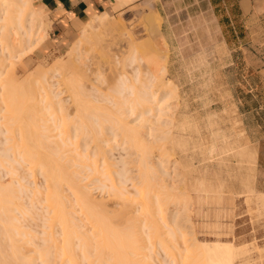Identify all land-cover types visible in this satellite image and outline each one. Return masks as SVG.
Segmentation results:
<instances>
[{
  "label": "rangeland",
  "instance_id": "374dc122",
  "mask_svg": "<svg viewBox=\"0 0 264 264\" xmlns=\"http://www.w3.org/2000/svg\"><path fill=\"white\" fill-rule=\"evenodd\" d=\"M199 3H202L201 0H141L122 11L111 14L114 17L113 19L121 20L123 25L126 24L124 26L129 27L134 32L135 38L140 42L139 44L143 45L145 43L144 47L146 49L148 48L147 45H149L150 34L146 16L152 11H155L159 15L162 21L160 30L163 40L159 39V37L156 40V45L159 43L158 40H161L162 44L160 43V45H164L165 48L158 45L159 48L161 47V51H158L159 48L157 51L160 57L163 56L161 60L164 63L166 62L168 67H171L169 71L172 72L168 71L166 75H160L158 81L160 80L159 83L163 84L164 79L170 80L177 88V91L179 90L178 93L181 96L179 98L180 102L183 101V106H187H185L187 112L180 113L182 120L184 118V120H188L189 122L187 127H185L187 130L184 132L186 149L185 151L178 150L175 156L172 157L181 161L180 164L182 165L179 167L183 169H179V176L171 170L172 178H175V181L172 182L173 184L182 186V181H184L187 184L186 186H188V191L186 190V186H182L185 187L187 192L183 195V200L181 199L182 203L180 204L184 210L181 211L180 209L178 212L173 210L174 207L170 203L171 200L169 199V202L168 197H166L168 196L166 189L157 187V190H153L150 194L153 207L151 210L154 214L155 212L159 213L155 217L158 216L161 220L163 213L165 218L170 221V223H167L166 226L168 227L166 228L164 225V227L161 225L164 228H162V234L164 233L163 238L166 239L170 248L163 249L164 247H160L161 245L156 243L155 240L148 239L150 233H145L151 230L150 228L146 229L148 226L143 221L144 219L146 220L147 214L145 212L147 210L143 206L145 205L143 203L145 201L141 194L142 185L140 182H142V179H139L140 169L134 163L137 156L129 149V144L123 142L122 135L112 137V142L108 146L105 145V149L108 152L107 156L110 159L108 164L98 162L96 165L93 160L94 151L90 152L92 146L91 148L89 146V149L85 150L86 152H84V149L83 151L81 150L84 148L82 147L79 148L78 153H82L83 155L85 153H92L93 155L90 154L92 158L87 160L84 157L85 155H81L79 158L84 162L80 160L81 163H79L81 165L74 164L76 167L74 171V168H72L74 165L72 164V170L70 169V171L73 172L72 174L75 171L81 173L78 174V177L80 176L78 178L79 185L83 186L90 193L91 198L93 197L104 205L106 204V208L110 211L115 209L125 210L127 207L130 210L127 215L128 217L130 216V221L133 223L138 218V221H135L138 224L137 226L141 225L138 229L145 225V228L142 227L145 232L142 228L140 230L136 229L140 233L137 236L139 238L142 237L141 243L144 247L141 250V255L137 257L141 258L140 260L146 258L144 260L145 263L148 261V264H174L177 256V261L179 262H176L178 264L181 262L180 260L186 258V256H190L189 253L191 251L193 254L199 245L203 246L202 244L205 243L209 245V242L215 244V241L219 243L226 242L225 244L229 245L233 243L234 248L239 251L236 264H264V19L256 26L257 32L254 33V38L249 34L248 38L241 45L243 49L239 50L240 45H235L234 41H229L230 45H227L219 24L215 21L213 15L209 13L208 9L203 7L202 4H200V7ZM114 26L117 27L113 24L105 30L107 34L106 38L110 41L118 34L117 28L115 29ZM52 27L51 21L46 23L47 38L37 47L35 45L36 40L31 39L24 40L26 43L23 41L22 44H18L19 48H16L17 50L14 49V52L8 50L7 53L5 49L3 52H6L3 53L0 50V56H3V54L7 56L12 52L11 55L9 54L11 56L9 59L11 58V60L7 58L5 60L4 58L5 62H3V66L2 64L0 66V106L3 104L9 106L3 100L5 94L2 93V91L5 92L3 85L6 84L10 77L15 76L16 73V83L19 87L17 90H20L19 93L23 94L22 96L25 95L26 97L24 98H27V100L22 101L18 97L15 105L20 109L25 108L23 110V112L25 111L24 114H34L33 108L37 104L43 107L45 103L44 108L46 109L47 104L48 107L54 102L51 105L55 104V108L58 107L57 101L59 99L51 97L53 95H51L49 90V87L52 86L54 91L60 93L64 88L63 85L61 86L62 78L57 75L62 71L55 67V63L68 59L72 48L82 38L84 28L82 27L83 29L81 28L75 33L67 34L68 38L59 39L53 36ZM2 39L5 40L1 38L0 44H5L6 41L3 42ZM90 43L84 40L81 44V47L84 44L83 47H79V49L85 50L89 49V47L91 48L94 43H91V46ZM29 45L31 46L29 47ZM156 45L154 46L155 51ZM3 46L5 45H1L0 48L3 49ZM95 49L97 51L100 50V52L95 53L97 54V58L93 54L90 56L89 60L92 61V56H95L96 59L93 58L92 62L87 60V63L89 62L88 66L92 68L97 66L96 68H98L100 66L99 62H101L104 65L103 72L105 75L108 77L112 73L113 76V70L120 68L123 63L115 59L111 62L106 51H103L99 46H96ZM79 52L74 55L77 56ZM94 61L98 62V64H95ZM6 74L9 75L6 76ZM116 79L110 76L109 81L105 82L103 87L109 89L107 91L114 97L113 99L117 98L116 100H120L121 98L117 97V93L115 94L116 91L111 90L117 89V83L119 82ZM44 87L47 93L49 92L50 94H46ZM105 88H103L104 91ZM33 93L36 97L33 96ZM21 94H18V96ZM48 97L50 101L47 99ZM60 97L63 99L65 94ZM123 98L121 101H123ZM17 100L21 102H17ZM98 104L103 105L102 103ZM8 106L0 107L2 116L6 114L7 110L9 111ZM54 106H51L53 109L49 107L51 112H49L50 110L48 111V108L43 111L46 114H53L54 117H51V120H48V124H46L49 126L50 135L53 137L52 140L58 144H62V142H65V137L67 138L65 136L67 135L66 132L70 128L64 123L60 124L64 121L65 113L64 111L61 112L60 109L54 110ZM114 108L116 109L117 107ZM39 110L40 114H43L41 107ZM136 117L134 115L130 116L128 120L134 122ZM47 119L50 118L47 117ZM52 119L54 120L52 121ZM139 121L140 119H136L132 124H136ZM55 123L57 124L56 126ZM8 136L9 133L4 134L0 131V139H5L4 142ZM155 137H158V134ZM155 137L154 139H156ZM7 144L9 143L5 142V146L9 147ZM153 146H157L159 149L161 144L153 142ZM157 147L154 150L156 154L153 161L155 163L159 162L160 156L164 153L162 150H157ZM74 148L69 147V150L73 151ZM72 151L68 152L67 155L70 158L78 157L76 156L77 153L75 154V151ZM168 156L169 154L164 156V159L168 158ZM67 159L69 158L67 157ZM23 163L21 162V165L16 164L19 165V170L15 177L19 179V177L24 176L20 179L21 184L23 183L22 185H24V188L27 187L28 191L31 188L33 189H31V195H28V197L31 196L33 198L34 196L32 195L35 194H39V197L35 195L34 198L36 199L33 198L34 200L31 202V197L28 198L26 196L29 199L27 201L26 197L23 198L22 196L23 201L20 200V202L22 201L23 204L20 203L21 208L15 214L18 219L16 223L20 224V227L23 226L19 230L20 236L18 235L17 237L19 239L21 237V240L24 239L22 241H28L26 249L33 251L28 253L33 255V264H42L39 250L47 244L46 240L49 238V233L51 232V229H48V227L52 211L47 203L48 200L46 201L47 195H49L46 188L48 183L46 184V178L40 169L37 168V171H33L35 167L32 169V166H29L27 163L24 165ZM122 170L123 174H125L124 176L120 175ZM6 173L5 169L0 166V181L8 186L12 176ZM21 186L19 191H21ZM27 190H24L25 195H27ZM122 193L124 194L121 195ZM63 194L67 197L71 196L70 199H73V193L69 185L64 187ZM153 195L155 196L153 197ZM156 195H159L157 196L159 199ZM186 195L187 197H185ZM185 200L189 204L184 203L186 202ZM33 202L34 205H32ZM70 202L68 201V204ZM183 204L186 206H183ZM188 207H191L192 210ZM78 208L73 201L68 210L74 214H79ZM18 212L22 215H19ZM31 212L35 215H32ZM23 213L27 216L26 218ZM174 216H178V220H182L183 225L179 224L180 230L175 231V240H171L173 238H171L172 236L168 232H173L174 230H170L173 228ZM130 221L128 223H120V228L131 231L127 225ZM57 223L54 228V234L60 243L62 239L61 227ZM146 223L148 224V221ZM133 224L135 225V223ZM177 253L179 256L183 255L181 258L185 257L181 259L176 255ZM2 259L4 260V257ZM2 259L0 262H2Z\"/></svg>",
  "mask_w": 264,
  "mask_h": 264
},
{
  "label": "bare ground",
  "instance_id": "6f19581e",
  "mask_svg": "<svg viewBox=\"0 0 264 264\" xmlns=\"http://www.w3.org/2000/svg\"><path fill=\"white\" fill-rule=\"evenodd\" d=\"M134 1L135 0H119L115 10L129 3L131 4V2ZM48 18L45 12L35 7L33 0H0V41L1 38L5 39H2L3 42L6 41L5 44H0V46L5 45L3 49L0 48V50L3 52L6 49L7 53L8 50L14 52V49L19 48L18 44H22L24 40L31 39L36 40V47L39 46L47 38L45 26L46 23L49 22ZM113 18L114 17L108 12L98 16L96 15L92 22L86 24L87 26L82 31V38L72 48L68 59L66 61L60 60L55 63V67L62 71L57 75L62 78L63 84L61 82V86L63 85L64 88L61 90L62 92L59 93L58 91H54L52 86L48 87L51 95H53L50 96L54 99H59L57 101L59 108H55V104L51 105L54 102L48 107L47 104L46 109L44 108L45 103L43 107L37 104V106L33 108L34 114H24L25 111L23 112V110H25V108L20 109L15 105L18 97L22 99V101L27 100V98H24L26 96H22L23 94L19 93L20 90H17L19 87L16 83V73L15 76L10 77L6 84L3 85L5 92L2 91V93H5V97L7 96L6 98L3 96V100H5L9 106L3 104L0 107L8 106L9 111H5L6 114H3V116L2 113H0V131L4 134L9 133L5 141L9 143L7 144L9 147L5 146V139L1 140V138L0 166L3 167L12 178H10L11 181L9 180L10 186L0 181V257L1 259L4 257V260L2 259L0 264H33L34 262L33 255L28 254L33 251L26 249L28 241H22L24 239L21 240V237L20 239L17 237L20 234L19 230L23 226L20 227V224L16 223L18 219L15 214L21 208L20 203H22L23 198L31 195L33 190L31 188L32 190L30 189V191H28L26 189L27 187L24 188V185H22L23 183L21 184L20 179L24 176L21 178L18 176L19 179L15 177L19 170V165L16 164L21 165V162H24V165L26 163L29 164V166H32V169L35 167L33 171H37V168L40 169L46 178V184L48 183L46 188L47 192H49L47 194L49 195H47L46 201L48 200L47 203L52 211V217L51 219L49 218L52 222L49 221L50 225L48 229H51V232L49 233V238L46 240L47 244L44 248L39 250L42 264H148V261H146L147 263L144 261L146 258L140 260L141 258L137 257L141 255V250L144 248L141 243L142 237H138L140 233L137 230H140L142 227L145 228V225L138 229V227L141 226H137L138 224L135 222L136 220L138 221V218L136 217V220L134 218L135 221L132 219L135 225L130 221V216H127L130 212L129 208L126 207L125 210L115 209L110 211L106 208V204L104 205L93 197L91 198V195H89L90 193L87 192L83 186L84 189L79 185L78 178L80 176L78 177V174L81 173L75 171L74 174H72L73 172L70 171L72 164L81 165L80 163L83 160L79 157L83 154L78 153V150L82 147L84 148L81 150L83 151L84 149V152H86L89 149L88 147L90 146L91 148L92 146L90 152L94 151L93 160L96 165L98 162L108 164L110 159L107 156L108 152L105 147L112 142V137L114 138L121 135L123 137V142L129 144V149L134 152L133 154H136L137 159L134 163L137 164L140 169L139 179H142V182H140L142 185L141 194L145 201L143 202L145 204L143 206L147 210V212H145L147 217L145 218L148 224L145 219L143 221L146 226H148L146 229L148 230V228H150L151 231L148 232L149 230H146L147 232H145L143 228L142 230L146 234L150 233L148 239L155 240L156 243L161 245H159L160 247H164L163 249L170 248L166 239L163 238L164 233L162 234V228L164 226L165 228L168 227L166 225L168 222L170 223V221L165 218L163 213L161 220L158 216H156L157 218L155 217V215H159V213L155 212L154 214L151 210L153 207L150 194L153 190H157V187L166 189L168 193L166 197H168L169 202L171 200L170 203L173 204V210L177 212L180 209L181 211L184 210L180 204L182 203L181 199L183 195L187 193L186 190L188 186L182 181L184 179L181 181L183 182L182 186H186V190L185 187L173 184L172 182L175 181V178H172L173 175L171 170L177 173L178 176L180 175L179 169L181 167L179 166L182 165L180 164L181 161L172 157L175 156L178 150L185 151L186 149L184 132L187 130L185 127H187L189 122L188 120H184V118L182 120L180 113H186L187 106H183L182 100V102H180L179 98H181V96L178 93L179 90L177 91V88L170 80L164 79L163 84L159 83L160 80L158 81L160 75H166L171 68L167 66L166 62L164 63L161 60L163 56L161 55L162 57H160V54L158 55V51H161L160 48L162 46L164 47V45H160V41L163 40V38L160 30L162 21L159 15L156 14L155 11H152L146 16L149 27L148 31L150 33L147 49L144 47L145 43L143 45L139 44L140 42L135 38L136 35L134 32H132L129 27H125L126 24H124V26L121 20H115ZM113 24L117 26L114 27L115 29L117 28L118 34L113 37L112 42L106 38L107 34L105 30L108 26ZM158 38L161 40H158L159 43L156 45V40ZM84 40L92 44L94 43V45L91 48L89 47V49L82 50L81 48L85 43L82 47L81 44ZM24 43L26 42L24 41ZM91 43L90 46L92 45ZM155 45L157 46L156 51L154 48ZM158 45L161 47L159 48ZM24 46L26 47V45ZM30 46L31 45H29V47ZM96 46L101 47L103 51L107 52L111 62L115 59L123 63L120 68H115L113 70V76L112 73H110L108 77L105 75L103 72L104 65H102L101 62H99L100 66L98 65V68H96L97 66L95 67L96 70L94 67L88 66L89 62L97 58V54L95 53H98V51L100 52V50L97 51V49H95ZM79 47L81 48L79 49ZM158 48L159 50L157 51ZM2 52L1 54L6 51ZM77 52H79V55L77 54V56H75L74 54ZM9 54L11 55L12 52ZM9 54L7 56L4 54L0 56V66L1 64L3 66V62H5L6 58L9 59V57H11ZM92 54L95 55L96 58L92 56L94 59L91 58V61L89 59ZM9 60H11V58ZM87 60H89L88 63ZM116 62L114 63L116 64ZM95 64H98V62H95ZM8 75L6 74V76ZM110 76L114 79L117 78L116 80L119 82L117 83V89L111 90L116 91L115 94L117 93V97L121 98L120 100H116L117 98L113 99L114 97L107 91L109 89L103 87V84L109 81ZM156 82H158V86ZM3 86L1 87L3 88ZM103 88H105V91ZM45 92L47 95L50 94L49 92L47 93L46 90ZM35 93L38 94L36 91ZM18 94L21 95L18 96ZM60 94H65V97L61 99ZM33 96L36 97L34 93ZM49 97L47 99L50 101ZM122 98L123 101H121ZM17 102L21 101L17 100ZM98 103H102L103 105ZM51 106H54V110L60 109L61 112L64 111V121L62 120L63 122L60 124L64 123L70 128H68L69 130L66 132L67 135L65 136H67V138L65 137V142H62V144H58L52 140L53 137L50 135V129L47 125L48 120L50 121L51 117L53 118L54 116L51 113H44L43 110H47V108L48 111L53 109ZM40 107L44 115L40 114ZM49 107L51 108L49 109ZM114 107L117 108L115 109ZM49 112H51V110ZM133 115L137 116V120L140 119L136 124H132L136 119L134 122L128 120V118ZM46 116L50 119H47ZM53 120L54 119H52V121ZM56 125L55 123V126ZM156 134H158V137H155ZM154 137L156 139H154ZM153 142H155V144H161L159 149L157 146H153ZM69 147H75L73 151H75V154L77 153L76 156L78 157L70 158L67 155L68 152L72 151L69 150ZM155 147H157V150L164 151L158 163L153 161L156 154L154 151L156 149ZM90 154L85 153V156H83L87 160H90L92 158ZM168 154V158L166 157V159H164V156ZM67 157L69 159H67ZM75 165L72 167L74 168L73 171L76 168ZM90 168L92 169V167ZM123 173L122 170L120 175L124 176L125 174ZM15 184L19 185L16 187ZM66 185H69V188L72 190V197L74 199L72 200L75 202V206L77 205L79 207L77 209L79 214H74L68 210L73 201L70 199L71 196H68V198L63 194ZM20 186L21 191H19ZM24 190H27V195L24 194ZM21 192L25 196L23 194L21 195ZM37 192H39V190H37ZM123 194L124 193L121 195ZM35 195L32 196L35 197ZM37 195L36 196L39 197V194ZM154 196L155 195H153V197ZM157 196L159 195H156V197ZM27 197L25 198L26 200L31 196ZM185 197H187V195ZM33 198H30L31 202L36 199ZM157 198L159 199V197ZM20 200L22 201L20 202ZM68 201L72 202L68 204ZM184 203L188 202L186 201ZM32 205H34V202ZM184 205L185 204H183V206ZM191 207L188 208L191 209ZM185 210L187 209L185 208ZM33 211L35 210L33 209ZM26 213L30 215L28 211ZM187 213L186 215L189 214ZM18 214L22 215L20 212H18ZM32 215L35 214L33 213ZM24 216L25 218L27 217L26 215ZM128 221L131 222L127 224L130 227H128V229L131 231L120 228V223H128ZM178 221V216H174L173 228L170 229L174 230L173 232H168L170 236H172L171 238H173L171 240H175V231L177 232L180 230L179 224L183 223L182 220H180L181 223ZM56 223L61 227L60 232L62 239L60 243L54 234ZM161 225L164 226L161 227ZM214 243L215 244H211L209 242V245L206 243L202 244L203 246L199 245V247H196L197 249L195 248L196 250L194 249L195 251L193 254L190 250L192 255L189 253L190 256H186V258H184L185 256L182 257L184 259L181 258L183 255L179 256L177 253L176 255L183 260L178 258V260L181 261L178 264L182 262L183 264H236L239 251L234 248L233 243L232 245L225 244L226 242L219 243L214 241ZM176 261L177 256L175 258V263H173L177 264V262H179Z\"/></svg>",
  "mask_w": 264,
  "mask_h": 264
},
{
  "label": "crops",
  "instance_id": "0c3cea01",
  "mask_svg": "<svg viewBox=\"0 0 264 264\" xmlns=\"http://www.w3.org/2000/svg\"><path fill=\"white\" fill-rule=\"evenodd\" d=\"M136 0L116 9L118 0H33L35 7L49 15L53 25V36L68 38L67 34L85 28L94 17L105 12L110 14L122 11ZM200 1V0H199ZM215 21L219 24L227 45L229 41L239 44V50L249 34L254 38L256 26L264 19V0H201ZM82 28V29H83Z\"/></svg>",
  "mask_w": 264,
  "mask_h": 264
}]
</instances>
